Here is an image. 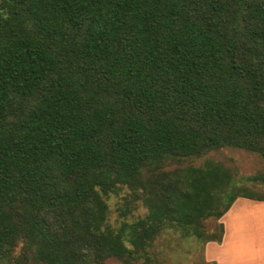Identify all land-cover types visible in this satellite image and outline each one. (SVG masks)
Here are the masks:
<instances>
[{"label":"trees","instance_id":"trees-1","mask_svg":"<svg viewBox=\"0 0 264 264\" xmlns=\"http://www.w3.org/2000/svg\"><path fill=\"white\" fill-rule=\"evenodd\" d=\"M224 147L264 155V0H0V264H151L167 229L222 243L204 221L264 201V172L163 166ZM124 188L122 216L148 212L114 227Z\"/></svg>","mask_w":264,"mask_h":264},{"label":"rangeland","instance_id":"rangeland-1","mask_svg":"<svg viewBox=\"0 0 264 264\" xmlns=\"http://www.w3.org/2000/svg\"><path fill=\"white\" fill-rule=\"evenodd\" d=\"M208 160L229 168L237 178L264 172V155L234 147L214 150L201 157L168 160L163 170H175L190 165L200 166ZM256 190L264 196V186H258ZM130 196L129 189L124 188L119 195L112 194L108 197L109 223L112 226L118 227L123 219L133 221L148 212L147 207L137 202L135 205L138 206L133 205L127 218L122 216L121 208L125 207L126 199ZM220 223L224 225L223 240L224 237L227 240L224 245L185 237L176 229L165 230L150 248L153 258L151 264H206L207 260H215L217 264H264V201L240 197L224 216L220 219L208 218L204 221V226L208 232L215 233ZM207 249L210 258L207 256ZM21 250L22 242L17 247V254ZM143 260L130 264H142ZM105 264L128 263L110 257L106 259Z\"/></svg>","mask_w":264,"mask_h":264},{"label":"crops","instance_id":"crops-1","mask_svg":"<svg viewBox=\"0 0 264 264\" xmlns=\"http://www.w3.org/2000/svg\"><path fill=\"white\" fill-rule=\"evenodd\" d=\"M235 217H237V216H235ZM227 242V240H226V237H224V240H223V242L221 243V245H224L225 243ZM209 244H210V242H208ZM209 247V245L207 246V248ZM260 249H261V247H260ZM207 256H208V258H210V255H209V250L207 249ZM218 263V262H217Z\"/></svg>","mask_w":264,"mask_h":264}]
</instances>
